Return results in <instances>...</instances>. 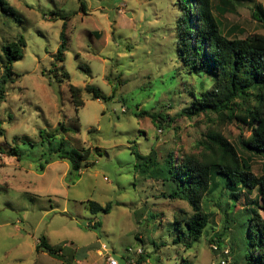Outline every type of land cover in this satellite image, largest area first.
Wrapping results in <instances>:
<instances>
[{"label":"rangeland","instance_id":"rangeland-1","mask_svg":"<svg viewBox=\"0 0 264 264\" xmlns=\"http://www.w3.org/2000/svg\"><path fill=\"white\" fill-rule=\"evenodd\" d=\"M83 1L85 12L78 0H5L15 16L0 12V76L2 46L18 37L25 41L22 59L12 64L14 83L0 104V264H105L94 253L101 244L118 264H138L140 256L142 264H215L209 241L221 234L227 219L248 209L257 191L241 194L226 215L215 203L228 207V193L209 196L206 230L184 250L173 244L167 210L189 212V207L165 203L162 186L139 172L131 150L145 157L152 149L159 162L171 151L176 160L178 150L198 154L209 130L237 150L250 132L213 117L177 119L190 102L191 87L198 85L177 57L178 0ZM254 4L264 12V0H230L226 6L213 0L222 33L239 39L264 35V24L251 18ZM63 24L66 45L58 62ZM69 85L82 91L84 105L77 110ZM88 85L102 100L84 90ZM144 112L175 120L171 128L159 130L149 118L134 116ZM63 150L88 151L80 172L56 158ZM243 155L251 158L253 174L260 175L264 155ZM90 201L110 202L112 208L92 214ZM41 237L56 255L36 251ZM236 239L235 230L223 232L220 250L229 251L227 264H234Z\"/></svg>","mask_w":264,"mask_h":264},{"label":"trees","instance_id":"trees-1","mask_svg":"<svg viewBox=\"0 0 264 264\" xmlns=\"http://www.w3.org/2000/svg\"><path fill=\"white\" fill-rule=\"evenodd\" d=\"M78 1L80 10L85 12L84 1ZM220 1L224 6L230 3V0ZM177 5L180 11L176 23L177 57L184 74L198 82L196 89L191 87L188 93L190 102L177 119L196 122L200 117L209 121L213 117L221 124H241L250 135L238 142L237 150L224 136L209 130L205 139L198 144V154H186L178 150L176 155L179 159L175 160L170 151L165 158L162 157V162L157 160L159 157L152 149L145 157L140 156L136 148L131 151L137 157L139 172L162 186L161 198L165 203L171 205L172 202H183L189 207V212L174 207L167 210L172 213L168 226L175 233L173 244H181L184 250L191 249L206 230L209 196L217 192L228 193L231 200L228 207L223 208L219 202L215 203L226 215L227 210L235 209L241 194L256 190L257 196L250 202L248 209L242 210L234 219H227L221 234L209 242L220 250L223 232L233 229L237 233L235 244L238 252L232 262L264 264V216L259 213L264 212V169L260 175L253 174L251 158L243 155H264V35L252 34L243 39L224 35L214 16L216 8L213 0H178ZM0 12L15 16V11L7 6L5 0H0ZM220 12L225 13L224 9ZM250 12L252 20L264 24V12L260 4H254ZM59 35L61 43L55 59L62 62L66 45L65 24ZM24 47L23 37H18L16 41L1 48L5 62L0 76V104L5 101L8 84L14 83L12 64L22 59ZM84 90L94 100H102L100 92L93 86L88 85ZM81 92L69 85L75 110L84 105ZM134 116L139 119L149 118L159 130L171 128L175 120L161 113L144 112L135 113ZM87 154V150L80 154L63 150L57 153L56 158L69 161L71 171L78 173L82 162L87 161ZM87 205L92 214H108L112 208L110 202L101 206L90 201ZM151 216L154 219L155 216ZM162 216H166V213L163 212ZM38 242L36 251L49 256L56 255L57 251L45 237H41ZM143 261L144 257L140 256L137 263L142 264Z\"/></svg>","mask_w":264,"mask_h":264},{"label":"built area","instance_id":"built-area-1","mask_svg":"<svg viewBox=\"0 0 264 264\" xmlns=\"http://www.w3.org/2000/svg\"><path fill=\"white\" fill-rule=\"evenodd\" d=\"M215 254H217L218 261L215 264H227L229 263V251L228 250H218L216 245L212 247ZM109 250L104 244L99 245V255L104 260L105 264H118L116 260L111 256ZM133 262L132 260H130Z\"/></svg>","mask_w":264,"mask_h":264},{"label":"crops","instance_id":"crops-1","mask_svg":"<svg viewBox=\"0 0 264 264\" xmlns=\"http://www.w3.org/2000/svg\"><path fill=\"white\" fill-rule=\"evenodd\" d=\"M94 253H96V255L100 258V255H99V247L95 250ZM98 264H100V260H99V263Z\"/></svg>","mask_w":264,"mask_h":264}]
</instances>
